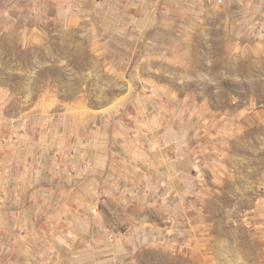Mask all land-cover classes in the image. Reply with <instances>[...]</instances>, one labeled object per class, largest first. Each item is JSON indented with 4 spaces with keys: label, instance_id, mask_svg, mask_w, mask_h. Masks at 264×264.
<instances>
[{
    "label": "rangeland",
    "instance_id": "obj_1",
    "mask_svg": "<svg viewBox=\"0 0 264 264\" xmlns=\"http://www.w3.org/2000/svg\"><path fill=\"white\" fill-rule=\"evenodd\" d=\"M55 3L0 0V139L36 145L77 115L119 120L190 172L173 227L135 237L123 264H264V0H214L189 33ZM142 115L151 137L136 130ZM145 206L115 201L112 213L156 217Z\"/></svg>",
    "mask_w": 264,
    "mask_h": 264
},
{
    "label": "crops",
    "instance_id": "obj_2",
    "mask_svg": "<svg viewBox=\"0 0 264 264\" xmlns=\"http://www.w3.org/2000/svg\"><path fill=\"white\" fill-rule=\"evenodd\" d=\"M54 1L61 10L91 13V19L99 7L120 8L119 18L104 16L103 25L122 22L140 31L175 25L189 33L214 0ZM86 117H67L73 123L53 134L42 131L36 145L25 137L0 139V264H123L135 237L173 227L176 198L184 199L190 188L189 169L179 174L181 163L165 145L128 140L119 120L115 127L96 123L94 114ZM151 120L137 118L140 136L155 129ZM115 201L150 205L157 215L138 220L129 214L122 223V215L112 213Z\"/></svg>",
    "mask_w": 264,
    "mask_h": 264
}]
</instances>
